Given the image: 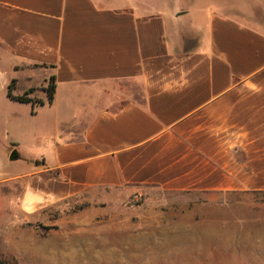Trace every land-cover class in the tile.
<instances>
[{
  "label": "crops",
  "instance_id": "1",
  "mask_svg": "<svg viewBox=\"0 0 264 264\" xmlns=\"http://www.w3.org/2000/svg\"><path fill=\"white\" fill-rule=\"evenodd\" d=\"M0 64V115L34 124L0 118V264H126L127 201L264 194V0H0ZM226 235L230 264L264 261V218Z\"/></svg>",
  "mask_w": 264,
  "mask_h": 264
},
{
  "label": "rangeland",
  "instance_id": "2",
  "mask_svg": "<svg viewBox=\"0 0 264 264\" xmlns=\"http://www.w3.org/2000/svg\"><path fill=\"white\" fill-rule=\"evenodd\" d=\"M186 5H192L194 8L192 3ZM198 5L196 4V7ZM0 70L3 73L0 74V104H4L6 102L4 80L10 73L1 64ZM23 86L24 82L16 86L15 90L19 91ZM28 107L26 105L10 109L8 107L9 114L0 115V118L9 117L11 126L18 127L19 133L15 130L14 134H10L11 138L21 137L22 130L32 128V121L23 122L30 116ZM1 142L7 148L6 154L10 145L6 140H2L0 134ZM30 145L27 142L24 144L25 147ZM32 149L23 148V151L30 154ZM9 154L10 152L8 156ZM10 163L14 173L23 171L22 168L26 167L24 160ZM28 165L32 168L33 163L29 162ZM208 197L200 194H168L152 191L136 200L127 201L125 211L120 212V219L126 222L124 233L127 236L126 241L120 244V247L124 246L126 264H230V255L232 256L234 251H231L229 242L220 243L219 237L222 234L228 237L226 234L230 229V222L234 221L235 217L264 218V194L240 195L237 205L222 204V202L215 204L214 201H209ZM242 199L245 201H241ZM77 207L62 213L69 216L77 211ZM221 223L226 224L224 226L226 229L222 228ZM202 229L205 236L200 235L199 231ZM186 231H190V242L184 241ZM193 231L194 236H192ZM193 238L195 241H192ZM113 246L118 247L117 242L111 241L110 247ZM114 261L116 262L112 260L110 264H115ZM258 261V264H264V261Z\"/></svg>",
  "mask_w": 264,
  "mask_h": 264
},
{
  "label": "trees",
  "instance_id": "3",
  "mask_svg": "<svg viewBox=\"0 0 264 264\" xmlns=\"http://www.w3.org/2000/svg\"><path fill=\"white\" fill-rule=\"evenodd\" d=\"M13 80L11 81V83L8 85V89H7V95L9 97H11V99L17 101V102H26V103H35V100L26 96V95H22V96H13L11 94V90H12V84H13ZM53 92H54V84H53V78H50L49 83L46 87V94H47V101L48 103H51L52 99H53ZM11 157H13L11 155Z\"/></svg>",
  "mask_w": 264,
  "mask_h": 264
}]
</instances>
